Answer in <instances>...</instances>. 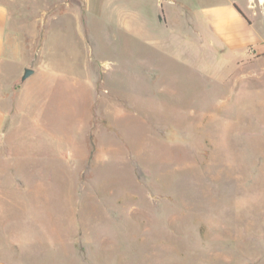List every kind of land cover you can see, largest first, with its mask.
Masks as SVG:
<instances>
[{"label":"rangeland","instance_id":"374dc122","mask_svg":"<svg viewBox=\"0 0 264 264\" xmlns=\"http://www.w3.org/2000/svg\"><path fill=\"white\" fill-rule=\"evenodd\" d=\"M183 1H234L248 42L159 49L97 1L0 0V264H264V0Z\"/></svg>","mask_w":264,"mask_h":264},{"label":"crops","instance_id":"0c3cea01","mask_svg":"<svg viewBox=\"0 0 264 264\" xmlns=\"http://www.w3.org/2000/svg\"><path fill=\"white\" fill-rule=\"evenodd\" d=\"M83 1H97L98 15L104 23L113 24L115 28L138 42H155L159 49L178 48L181 33L189 37L194 31L200 32V29L214 48L218 41L229 48H239L245 45L249 38L248 25L234 7V1L229 7L220 10L207 4L200 12L182 0ZM151 23L155 31L152 36L149 31ZM10 32L9 8L0 2V145L7 136L12 112L8 96Z\"/></svg>","mask_w":264,"mask_h":264},{"label":"water","instance_id":"95a60500","mask_svg":"<svg viewBox=\"0 0 264 264\" xmlns=\"http://www.w3.org/2000/svg\"><path fill=\"white\" fill-rule=\"evenodd\" d=\"M30 74H32V70L26 68V69L24 70V73H23L22 79L27 78Z\"/></svg>","mask_w":264,"mask_h":264},{"label":"trees","instance_id":"16d2710c","mask_svg":"<svg viewBox=\"0 0 264 264\" xmlns=\"http://www.w3.org/2000/svg\"><path fill=\"white\" fill-rule=\"evenodd\" d=\"M237 11L240 13V15H242L241 12L238 9H237Z\"/></svg>","mask_w":264,"mask_h":264}]
</instances>
